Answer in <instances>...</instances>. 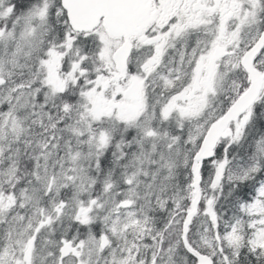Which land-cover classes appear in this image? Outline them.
Masks as SVG:
<instances>
[{
	"label": "snow or ice",
	"instance_id": "obj_1",
	"mask_svg": "<svg viewBox=\"0 0 264 264\" xmlns=\"http://www.w3.org/2000/svg\"><path fill=\"white\" fill-rule=\"evenodd\" d=\"M0 264H264V0H0Z\"/></svg>",
	"mask_w": 264,
	"mask_h": 264
}]
</instances>
